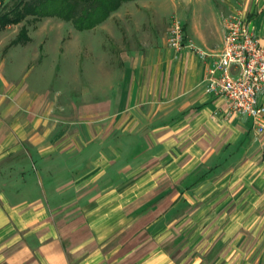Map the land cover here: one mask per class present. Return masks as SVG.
Listing matches in <instances>:
<instances>
[{"label": "crops", "instance_id": "0c3cea01", "mask_svg": "<svg viewBox=\"0 0 264 264\" xmlns=\"http://www.w3.org/2000/svg\"><path fill=\"white\" fill-rule=\"evenodd\" d=\"M229 14L264 46V0L0 27V264H264V138L204 81Z\"/></svg>", "mask_w": 264, "mask_h": 264}, {"label": "built area", "instance_id": "2783aa9c", "mask_svg": "<svg viewBox=\"0 0 264 264\" xmlns=\"http://www.w3.org/2000/svg\"><path fill=\"white\" fill-rule=\"evenodd\" d=\"M223 24L222 50L204 75L207 90L223 98L230 113L250 117L255 134L264 138V104L258 101L264 95V46L239 14L226 17ZM166 42L176 52L188 47L206 55L194 46L176 15L168 19Z\"/></svg>", "mask_w": 264, "mask_h": 264}, {"label": "trees", "instance_id": "16d2710c", "mask_svg": "<svg viewBox=\"0 0 264 264\" xmlns=\"http://www.w3.org/2000/svg\"><path fill=\"white\" fill-rule=\"evenodd\" d=\"M132 0H12L10 5L1 0L0 27L17 24L26 16L40 19L57 17L71 23L77 30H87L102 23L112 12ZM25 30L19 32V39H25Z\"/></svg>", "mask_w": 264, "mask_h": 264}, {"label": "rangeland", "instance_id": "374dc122", "mask_svg": "<svg viewBox=\"0 0 264 264\" xmlns=\"http://www.w3.org/2000/svg\"><path fill=\"white\" fill-rule=\"evenodd\" d=\"M173 15H176V16H178L177 14H173ZM230 15H231V14H229V15H228V16H226V17H229ZM171 16H172V15H171ZM171 16H170V17H171ZM170 17H169V18H170ZM178 17H180V16H178ZM226 17H225V18H226ZM180 18H181V17H180ZM181 19H182V18H181ZM69 24H70V23H69ZM69 24H68V25H69ZM70 25H71V24H70Z\"/></svg>", "mask_w": 264, "mask_h": 264}]
</instances>
